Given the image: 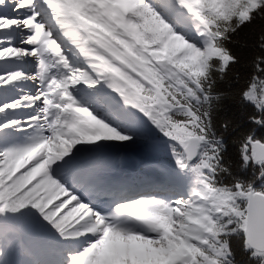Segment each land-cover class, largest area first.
Here are the masks:
<instances>
[{
	"label": "snow or ice",
	"instance_id": "obj_1",
	"mask_svg": "<svg viewBox=\"0 0 264 264\" xmlns=\"http://www.w3.org/2000/svg\"><path fill=\"white\" fill-rule=\"evenodd\" d=\"M224 84L264 127V0H0V264H264V139L226 158ZM137 144L171 165L114 179Z\"/></svg>",
	"mask_w": 264,
	"mask_h": 264
},
{
	"label": "trees",
	"instance_id": "obj_2",
	"mask_svg": "<svg viewBox=\"0 0 264 264\" xmlns=\"http://www.w3.org/2000/svg\"><path fill=\"white\" fill-rule=\"evenodd\" d=\"M259 30V22H257V31ZM247 31V30H246ZM237 53L241 55L242 59L247 58L250 54L248 49H236ZM237 70L243 71L237 66ZM221 90L227 93L221 106L215 116L216 127L223 135L227 144L226 158L235 162L237 157L238 143L242 136L246 133H253L257 138L264 139V127L256 126L249 122V115L254 112L251 107H244L241 105L236 96L234 88H229L227 84L220 86ZM228 121L229 127L224 129L222 127L223 122ZM244 176H250L251 173H242ZM236 248V260L238 264H251L247 255L242 253L239 249L238 242L234 243Z\"/></svg>",
	"mask_w": 264,
	"mask_h": 264
},
{
	"label": "rangeland",
	"instance_id": "obj_3",
	"mask_svg": "<svg viewBox=\"0 0 264 264\" xmlns=\"http://www.w3.org/2000/svg\"><path fill=\"white\" fill-rule=\"evenodd\" d=\"M119 151V150H116ZM144 151V154L142 153ZM125 153L126 159L127 161L131 162H135V156L137 155L138 157H140V161H142L141 159V153L144 155L143 159H146L147 161L152 162L153 164H156L154 167H150L148 166H143L145 169L142 170H136V171H145V173L147 172V174L152 175L154 174V169H156V171L161 172L163 169L168 168L171 165V161L169 158V154L167 152H165L162 148L157 149V150H150L148 148H145L143 145L137 144V145H133L127 148H122L121 149V153L123 155V153ZM140 152V154H139ZM142 155V156H143ZM130 156V157H129ZM157 158V160H156ZM149 167V168H148ZM162 168V169H160Z\"/></svg>",
	"mask_w": 264,
	"mask_h": 264
},
{
	"label": "bare ground",
	"instance_id": "obj_4",
	"mask_svg": "<svg viewBox=\"0 0 264 264\" xmlns=\"http://www.w3.org/2000/svg\"><path fill=\"white\" fill-rule=\"evenodd\" d=\"M117 153H118V151H114V152H112L111 154H110V156H109V161H110V165H111V168H110V174H111V176L113 175V173L115 172V169H116V167H117V165L121 162V161H119L118 160V155H117ZM130 157V156H129ZM133 161V160H132ZM7 259H9L10 261H12V260H15V259H17L18 257H15V256H8V257H6Z\"/></svg>",
	"mask_w": 264,
	"mask_h": 264
}]
</instances>
